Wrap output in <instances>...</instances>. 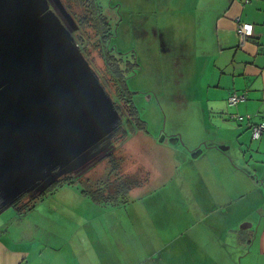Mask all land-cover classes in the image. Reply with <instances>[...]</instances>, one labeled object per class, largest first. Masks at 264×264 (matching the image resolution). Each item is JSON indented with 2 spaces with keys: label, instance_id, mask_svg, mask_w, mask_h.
Here are the masks:
<instances>
[{
  "label": "rangeland",
  "instance_id": "374dc122",
  "mask_svg": "<svg viewBox=\"0 0 264 264\" xmlns=\"http://www.w3.org/2000/svg\"><path fill=\"white\" fill-rule=\"evenodd\" d=\"M61 1L79 25V17L84 15L86 5L80 0ZM96 1L102 4L109 20L115 51L123 58L121 64L127 86L140 117L147 123V130L134 131L123 144L112 141L74 174L85 173L87 176L91 171L105 176L107 154L116 148L123 151L124 172L135 173L146 180L147 169L149 178L143 187L115 211L121 218L133 219L136 231L143 229L152 239L159 237L158 244L151 242L149 248L161 249L160 255L163 253L167 257L165 264H188L182 248L187 246L190 237L198 243L200 252L208 253L205 249L207 236L201 227L207 222L212 224L219 212L195 211L192 207L196 206L195 197L199 196H193V190L213 189L209 191L214 195L199 197L210 200L211 205L215 204L217 197H222L215 189L231 191V196H235L232 201L236 202L226 208V260L211 259L210 262L240 264L243 241L238 242L239 233L255 237L261 217L257 211L245 207L238 193L243 188L260 187L254 184L264 185V182L257 178L255 164L246 162L244 152L239 148V142L246 139L244 136L248 139L246 143L255 144L253 131L248 130L251 132L245 135L233 130L232 127L238 125L236 119L226 117V109L220 108L226 106V101L211 100L218 95H210L207 91L209 83L217 82L222 76L221 69L214 65L218 46L216 21L228 0ZM51 2L52 8L61 15L55 0ZM63 21L75 37L78 29H73L65 18ZM81 28L84 40L91 38L94 42L93 26L86 23ZM87 44V53L88 49L91 50L87 59L114 100L116 89L103 73L104 59L97 49L92 50L91 41ZM214 68L216 72H213ZM224 140L235 145L231 143L232 148L226 152L208 148L204 155H194L197 146L205 145L207 141ZM145 161L150 164L149 169L142 165ZM81 184L76 182L72 187ZM64 186L46 190L38 200L50 199L53 191ZM232 197L226 194V203ZM17 203L6 207L3 213L16 211ZM246 212L250 218L240 223ZM2 219L3 216L0 221ZM244 222H254L253 228H243L241 224ZM190 223L195 224L194 230L187 232ZM209 231L215 242L209 238L208 244L218 245L221 235L212 228ZM178 234L181 238L177 237ZM195 263L203 261L196 260Z\"/></svg>",
  "mask_w": 264,
  "mask_h": 264
},
{
  "label": "crops",
  "instance_id": "0c3cea01",
  "mask_svg": "<svg viewBox=\"0 0 264 264\" xmlns=\"http://www.w3.org/2000/svg\"><path fill=\"white\" fill-rule=\"evenodd\" d=\"M240 22L254 24L253 35L245 42H241L238 35ZM216 32L218 46L214 65L221 69L222 76L217 82H210L207 91L210 95H218L211 100L226 101V106L220 108L226 109V117L236 119L238 125L232 129L247 135L255 124L264 121V0H228L217 18ZM213 72H216L215 68ZM234 93L245 94L246 99L231 105L229 97ZM244 137L246 139L239 142L244 160L255 164L256 176L264 182V135L255 139L253 145L246 143L248 139ZM215 141L197 146L194 155H204L208 148L226 152L232 144L235 145L226 140ZM144 164V167H150L148 161ZM254 185L260 187L243 188L238 193L245 207L249 211H257L261 217L255 237L239 233L238 242L243 241L240 264H264V185ZM71 187L65 185L50 199L39 200L30 210L22 212L16 208L9 213H3L5 209L0 212V217L3 216L0 221V264H165L167 257L163 253L160 255L161 249L149 248L152 243L158 244L159 237L152 239L143 229L136 231L133 219L117 215L115 210L121 206L100 205L82 193L79 187ZM141 187L133 189L131 195ZM209 190L213 189L193 190V196L214 195ZM215 190L220 191L222 197H217L214 205L209 203L210 200L195 197L198 204L192 207L195 211L201 209L219 214L212 224L207 222L201 227L207 236L205 249L208 253L200 252L193 237L182 248L187 254L188 264H211V259L226 260V208L236 200L232 201L235 196H231V191ZM226 194L232 197L227 203ZM249 218L246 212L240 223ZM241 225L253 228L254 222ZM194 226V223L188 224L186 231L194 230ZM211 228L221 235L218 245L208 244L209 238L214 241L209 231ZM180 235L177 237L181 238ZM196 260L203 263H195Z\"/></svg>",
  "mask_w": 264,
  "mask_h": 264
},
{
  "label": "water",
  "instance_id": "95a60500",
  "mask_svg": "<svg viewBox=\"0 0 264 264\" xmlns=\"http://www.w3.org/2000/svg\"><path fill=\"white\" fill-rule=\"evenodd\" d=\"M55 2L60 16L51 0H0L1 207L90 161L122 122Z\"/></svg>",
  "mask_w": 264,
  "mask_h": 264
},
{
  "label": "trees",
  "instance_id": "16d2710c",
  "mask_svg": "<svg viewBox=\"0 0 264 264\" xmlns=\"http://www.w3.org/2000/svg\"><path fill=\"white\" fill-rule=\"evenodd\" d=\"M80 1L86 5V11L84 15L79 17V28L77 35H74L77 43L84 52V55H86V58L90 55L91 50L88 49L87 53L85 46H89L87 42L91 41L93 45V47H91L92 50L97 49L101 57L104 59L105 68L103 73L107 76V81L110 80L115 86L116 97L114 98V101L116 108L119 110L122 117L121 124H119L114 132L113 142L115 143L119 141L123 144L128 138H130V135H132L134 131L141 129L147 130V123L140 117L138 109L136 108L132 98L131 91L127 86L125 71L123 69L124 67L123 64H121L123 58L118 57L117 53L119 52L116 53L115 51V45L113 44L114 34L111 31L109 20L105 15L106 13H104L102 4L96 0ZM86 23H90L95 29L94 42L91 38H89V40L86 39L87 41H85L84 35L80 33L82 24ZM263 135L264 133L258 138H253L259 139ZM122 152L123 151L116 148L107 154L106 158L108 159V171L105 176H98L97 173H92L91 171L87 176L85 173L74 174L71 172L59 178L46 190L57 186H64L65 184L74 185L76 182H81L82 184L78 187L81 189L82 193L89 196L94 202L100 205L106 207H118L127 204L131 199L132 190L143 186L149 176L147 169L145 170L147 176L146 180L145 178L143 180L140 179V177H138L139 175L135 173L131 174L124 172V155ZM45 191H34L32 193L23 194L15 201L18 202L15 204L16 208L22 212L30 210L39 201L38 197L43 195ZM5 208L6 207L0 206V212Z\"/></svg>",
  "mask_w": 264,
  "mask_h": 264
},
{
  "label": "built area",
  "instance_id": "2783aa9c",
  "mask_svg": "<svg viewBox=\"0 0 264 264\" xmlns=\"http://www.w3.org/2000/svg\"><path fill=\"white\" fill-rule=\"evenodd\" d=\"M254 32V26L250 22H240L238 25V35L241 42L248 40ZM246 99L245 94L234 93L229 97V103L231 105L237 104L239 101ZM253 137L258 138L264 133V121L259 122L253 126Z\"/></svg>",
  "mask_w": 264,
  "mask_h": 264
}]
</instances>
